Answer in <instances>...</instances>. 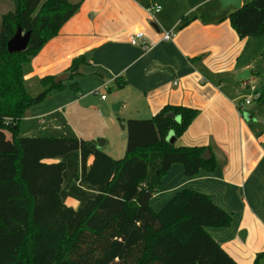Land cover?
<instances>
[{"label":"trees","instance_id":"16d2710c","mask_svg":"<svg viewBox=\"0 0 264 264\" xmlns=\"http://www.w3.org/2000/svg\"><path fill=\"white\" fill-rule=\"evenodd\" d=\"M12 1L0 25V264H238L207 231L232 223L211 196L183 189L159 211L150 206L173 164L187 176L215 168L213 158L202 157L206 147H176L166 139L169 131L182 135L198 109L166 105L150 119L127 120L120 159L94 140L20 134L19 121L33 107L82 77L89 54L72 61L66 81L28 78L33 58L80 3ZM229 19L240 38L264 35V0L245 1ZM18 27L31 33L30 41L25 51L10 53ZM69 87L79 92L76 83ZM254 95L264 102V78ZM67 198L77 207L66 205ZM263 257L257 254L253 264Z\"/></svg>","mask_w":264,"mask_h":264},{"label":"crops","instance_id":"0c3cea01","mask_svg":"<svg viewBox=\"0 0 264 264\" xmlns=\"http://www.w3.org/2000/svg\"><path fill=\"white\" fill-rule=\"evenodd\" d=\"M69 1L80 3L79 10L33 58L28 78L57 77L85 53L88 63L82 77L19 121L20 134L100 137L106 141L101 149L120 159L127 120L150 119L166 105L198 109L182 135L169 131L166 139L176 147H206L215 168L187 176L182 164H173L150 206L159 211L183 189L211 196L232 223L207 231L238 264H253L264 252V102L238 105L264 78V60L258 63L264 35L240 38L229 19L237 9L222 8L220 0ZM152 3L159 12L148 8ZM12 8V0H0V25ZM136 32L150 48L131 44ZM167 32L174 34L169 41L163 40Z\"/></svg>","mask_w":264,"mask_h":264},{"label":"water","instance_id":"95a60500","mask_svg":"<svg viewBox=\"0 0 264 264\" xmlns=\"http://www.w3.org/2000/svg\"><path fill=\"white\" fill-rule=\"evenodd\" d=\"M222 8H226L229 6H232L236 9L241 8L242 6V0H220ZM151 26L154 28H157L156 24L151 23ZM158 30V28H157ZM30 32H24L20 27H18L15 34L12 36V38L7 43V49L10 53H16V52H23L27 49L29 41H30ZM68 78V73H62L58 75L55 79L56 82L64 81ZM169 116L173 117V114H169ZM97 147L101 149L105 144L104 138H96L95 139ZM210 151L205 150L202 157L205 160L210 159Z\"/></svg>","mask_w":264,"mask_h":264},{"label":"built area","instance_id":"2783aa9c","mask_svg":"<svg viewBox=\"0 0 264 264\" xmlns=\"http://www.w3.org/2000/svg\"><path fill=\"white\" fill-rule=\"evenodd\" d=\"M151 11H154V12H159L160 11V7L157 6L156 4H150L149 7H148ZM174 34L173 32H167L164 34L163 36V40L165 41H169L173 38ZM144 33L143 32H136L134 33L133 35L130 36V42L131 44L133 45H140L142 46V48L144 49H148L150 48V45L151 44H148L147 42L144 41ZM251 90L254 92L256 90V87L255 86H251ZM256 95H249L247 96L244 101L242 102L241 104V107H243V105H248V104H251L253 99L255 98ZM106 96L105 95H102V98H105Z\"/></svg>","mask_w":264,"mask_h":264},{"label":"rangeland","instance_id":"374dc122","mask_svg":"<svg viewBox=\"0 0 264 264\" xmlns=\"http://www.w3.org/2000/svg\"><path fill=\"white\" fill-rule=\"evenodd\" d=\"M14 6V5H13ZM13 9V8H12ZM7 12H9V11H7ZM7 12H5L4 14H6ZM4 14H2V16L4 15ZM2 16H1V19H2ZM264 60V56H262L261 57V59L259 60V64H262V61ZM105 94L106 95H109V93L108 92H105ZM112 111H113V107H112ZM25 137H34V136H25ZM42 137H67V136H42ZM68 137H73V136H69L68 135ZM120 142L122 143V140L121 139H118L117 140V146H118V144H120ZM108 150H110L109 149V147H108ZM115 155H119L118 154V152H115ZM124 156V155H123ZM123 156H121V157H123ZM121 157H119L118 156V158H121ZM66 205H68L69 207H72V208H75L76 207V205H75V200L73 199V198H67L66 199Z\"/></svg>","mask_w":264,"mask_h":264}]
</instances>
